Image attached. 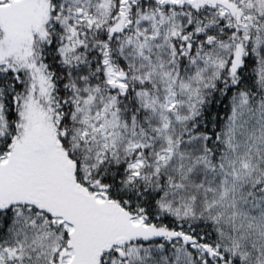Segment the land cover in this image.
I'll return each mask as SVG.
<instances>
[{"label":"snow or ice","instance_id":"6c2138e0","mask_svg":"<svg viewBox=\"0 0 264 264\" xmlns=\"http://www.w3.org/2000/svg\"><path fill=\"white\" fill-rule=\"evenodd\" d=\"M0 264H264V0H0Z\"/></svg>","mask_w":264,"mask_h":264}]
</instances>
